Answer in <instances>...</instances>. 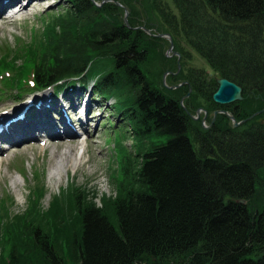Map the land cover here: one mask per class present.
Listing matches in <instances>:
<instances>
[{
    "label": "trees",
    "instance_id": "16d2710c",
    "mask_svg": "<svg viewBox=\"0 0 264 264\" xmlns=\"http://www.w3.org/2000/svg\"><path fill=\"white\" fill-rule=\"evenodd\" d=\"M93 1L104 0H68L45 48L26 46L18 56L27 72L8 55L0 72L17 71L10 90L53 86L57 94L92 83L94 97L117 101L124 129L144 151L138 164L122 157L115 196L100 207H79L86 193L76 192L71 219L67 203L40 209L41 188L33 208L0 233L3 264H264V111L248 119L264 108V0H171L175 13L155 5L188 83L176 90L156 87V73L150 79L144 70L150 61L158 74L171 68L167 41L145 34L150 25L131 4L127 27L120 8ZM190 51L212 78L189 64ZM217 78L241 87L243 100L215 105ZM198 109L209 129L193 119ZM214 111L243 123L234 128L224 114L212 121Z\"/></svg>",
    "mask_w": 264,
    "mask_h": 264
},
{
    "label": "rangeland",
    "instance_id": "374dc122",
    "mask_svg": "<svg viewBox=\"0 0 264 264\" xmlns=\"http://www.w3.org/2000/svg\"><path fill=\"white\" fill-rule=\"evenodd\" d=\"M25 1H28L25 10L17 15H14L12 18L9 17L14 11H18L19 9L18 1L13 0L9 5V9L7 8L1 10L0 12V47H8V49L11 50V53H9L11 57L9 58L16 59V65L22 70L24 67L21 63L23 62L18 57L20 56L21 51H25L26 46L29 48L35 47L36 52H39V48L42 50V46L45 48V37H51V35L54 34V31H50L49 29L53 27L52 25L57 23L58 19L65 14V10L69 6L68 0H22L21 3ZM113 1L121 4L123 7L120 8L122 11V20H124V15H126L125 19L127 20L130 14L129 7L124 4H131L133 10L138 12L140 16L139 20H141L142 23H149L150 26H148V29L150 30V33L146 32V34L150 37H152V35L165 33L162 30V21H160L154 11L155 5L158 7L160 4H164L168 6L173 13H175L171 0ZM94 2L98 4L97 1ZM17 5L18 7H16ZM10 8H13L14 11L12 12ZM56 27L57 26H55V28ZM56 32L58 33L57 28ZM168 48L169 43L167 41L164 43L162 53L165 61L170 60L167 59L166 56L174 58L178 55V53L174 50L168 52ZM173 53H176L177 55H173ZM172 60L173 62L170 63L171 68L159 74L157 77L158 81L153 79L156 87H171L172 84L180 82L181 77L173 73L175 68H177L176 60ZM189 64L195 68L205 69L207 72V79L213 77V73L210 69H208L204 62L192 52ZM31 66H35V64L32 63L30 67ZM144 70L153 76L152 74H154L155 71H159V66L156 64V61L154 63H151L150 61L147 66H144ZM3 72L4 71H1L0 74ZM16 72L14 71L15 74ZM11 75L13 76L12 72L10 75L6 74L4 77H10ZM12 80L13 77L3 81L0 79V114L5 113L6 115L9 112L6 109L10 105H12L10 108L16 105V103L12 104V101L9 98L10 94L13 95V93L9 92L5 88L6 85H10ZM159 82H161V85H159ZM164 83H167L169 86L164 85ZM4 90H6L5 93H3ZM74 91L79 92L81 90L76 88ZM24 93L27 94L29 91ZM48 93L51 95L50 90L47 92H36L33 96H28L27 99H34L35 95H49ZM80 99L81 101L78 100V102H76L77 108L84 105L87 106L84 121L78 120V116L82 113H78V116H76L77 112L70 111L69 103L72 101L71 98L69 102L67 99H65V102L64 100H61L56 104H51V106L57 107L59 113L54 112L55 109L53 107L52 109H50L51 107H49V109L48 107H43L42 109L35 108L32 117L28 114L26 121L18 123L14 126V130H18V133L20 134L22 132L24 133L25 130L27 131L24 137L28 136L29 138L25 142H19L15 145L1 142L0 161L3 160L4 164L0 166V188H2L0 191V197L5 196L6 194L11 197V202L14 204V208L16 209L13 210L15 213L21 211L24 213L27 210L25 199L28 192V186H31L33 182L32 174H36L37 172L42 174L40 186L44 193L42 199H37L40 209L45 210L50 198L56 194V199H53L56 201L52 210L60 211L61 207H64L62 202H64L63 204L67 203L69 204L70 209L73 210L71 212V217H69L71 219L74 212H76V209H74L73 199V195L76 194V192L81 191L82 195L86 193V200L84 199L81 201L82 198L80 199L79 196V207L90 203L100 207L101 203H103L101 202L102 197L105 196V198L111 199L115 196L116 178L119 173L118 163L122 157L129 156L132 160L131 162L135 164L139 163L138 156H140L144 151L143 145H139L137 140L132 137V132L129 129L125 130L126 125L124 124L122 116L118 115V113H116V109L114 110L113 108L116 106L117 101L115 99H111L108 102H104V99L94 98L91 94L90 88L84 90ZM46 100L47 103H45V105H49L50 102H53V100H50L49 98ZM182 100L183 99L181 98V101ZM20 101L21 100H19V102ZM41 104L42 102L39 100L38 105ZM98 106L103 107L98 108ZM255 114L257 115L258 112ZM54 117L56 118V122ZM50 122L56 123L57 127L52 126ZM65 122L70 124L71 127L67 130L75 132L74 135H64L68 134L65 133L67 130L64 131V127L62 125ZM205 126H208V123H206ZM122 127L125 129H122ZM58 131L64 137L59 139L64 143V145L59 150H56V148L50 144L55 141L52 136L59 133ZM5 135L6 132L0 136V141H2L1 138ZM31 135H35L36 137L30 138ZM66 137H68L73 144L66 142ZM80 143H84L86 146L84 157H82L81 160V165L74 170L68 166L62 170L59 182H57L56 178L51 181V169L55 167L56 163L59 161V157L66 160L67 155H63V153L70 150L71 146H74L75 149L71 154H75V150L78 148ZM15 152H19V154L12 157ZM88 160L89 162L86 163ZM90 170H94V172L90 178L87 179L85 174ZM67 177H71V183L73 178V182L76 185L79 186V184H81V188H79L80 190H76L72 185H68ZM59 188L63 189L58 190ZM262 203H264V199ZM1 213L3 216L0 219V223H2L0 233L3 231L4 226L7 223L14 222V218H10L9 215L5 213L4 208L1 210ZM59 241H61V238ZM64 244L65 243L58 245L59 251L60 253L62 252V254L64 248L67 249ZM6 253L7 251L4 246L0 245V264L5 263L4 254ZM66 264L76 263L72 259H69Z\"/></svg>",
    "mask_w": 264,
    "mask_h": 264
},
{
    "label": "bare ground",
    "instance_id": "6f19581e",
    "mask_svg": "<svg viewBox=\"0 0 264 264\" xmlns=\"http://www.w3.org/2000/svg\"><path fill=\"white\" fill-rule=\"evenodd\" d=\"M12 1L13 0H0V12H1V10L7 9V8L9 9V5L11 4ZM14 1H18L19 9L9 18H12L14 15H17L20 12H22L23 10H25L27 2H28V1H25V2L21 3L22 0H14ZM18 5L16 7H18ZM10 10L12 12L14 11L13 8H10ZM9 53H11V50H9L8 47H6V48L0 47V57H6L7 55L9 57H11L9 55ZM76 102H78V100H76ZM86 110H87V106L84 105L80 108H77V105H76V111L78 113H82L79 116H78V114L76 115L79 117V119H78L79 121H84ZM54 120L56 122L55 118H54ZM36 122H40V121H36ZM50 124L52 126L57 127L56 123L50 122ZM1 125L3 127V130L6 132V135L1 138L2 141H0V144H1V142H4V143H9L10 145H15L19 142H25L29 138L28 136L24 137L26 132H27L26 130L24 131V133L22 132L23 133V135H22V133L21 134L18 133V130H14L13 128H11V126L13 124H10L8 122V120L2 122ZM62 125L64 127V131H66L68 128L71 127L70 124H68L66 122ZM73 125H74V122H73ZM65 133H68V134H64V135H74L75 134V132H72L71 130H67ZM19 136H21V137H19ZM35 137H36L35 135L30 136V138H35ZM52 138L55 141H53V143L50 145L54 146L56 148V150H59L64 145V143L62 141H60L59 139L64 138V137L59 132L57 134H54V136H52ZM66 138H67L66 142H69V144H70L71 141L68 139V137H66ZM71 144H73V143H71ZM74 149H75L74 146H71L70 150L63 153V155H67L66 160H63L61 157H59V161L56 163L55 167L53 169H51L52 170L51 181L56 178L57 182H59V180L61 179L60 174L62 173V170L67 168L68 166H70L74 170L81 165V160H82V157H84L86 146L84 143H80L78 145V148L75 150V154L72 155L71 153ZM0 152H1V146H0ZM22 152H24V151H22ZM18 154H19V152H15L12 155V157H15ZM88 162H89V160L86 163H88ZM3 164H4V161L3 160L0 161V166H2ZM93 172H94V170H90L89 172H87L85 174L87 179L90 178V176L93 174ZM32 177H33V182H32L31 186H28V189H27L28 192H27L26 199H25V205L27 207L26 212L23 213V211L20 210L21 212L15 213L13 210H16V209L14 208V204L11 202V197L6 194L5 196L0 197V219L3 216V214L1 213V210L3 208L5 210V213L8 214L9 217L12 219L25 215V213H27L28 210L32 208L33 203L36 201L37 196L41 190L40 179L42 178V174L37 172L36 174H32ZM70 178L71 177H67L68 185H72L75 189L81 188V184H79V186L76 185L73 182V178H72V183H71ZM62 189L59 188L58 190H62ZM1 190H2V188H0V191ZM53 199H56V195L50 198L49 203H48L47 207L45 208V210H43V212H48V211L52 210V208L54 207L53 205L56 201ZM62 203H64V202H62ZM0 228H2V223H0Z\"/></svg>",
    "mask_w": 264,
    "mask_h": 264
},
{
    "label": "water",
    "instance_id": "95a60500",
    "mask_svg": "<svg viewBox=\"0 0 264 264\" xmlns=\"http://www.w3.org/2000/svg\"><path fill=\"white\" fill-rule=\"evenodd\" d=\"M172 46L173 44H172V41L170 40L169 51H171ZM216 84H217V89L211 96L212 101L215 104L224 106V105H229V104L239 102L242 100V95H241L242 89L236 84L226 79H223V78L217 79ZM228 117L233 122L234 127L240 125V123L235 122L232 116H228ZM238 203L245 204L246 202L244 200H238Z\"/></svg>",
    "mask_w": 264,
    "mask_h": 264
}]
</instances>
